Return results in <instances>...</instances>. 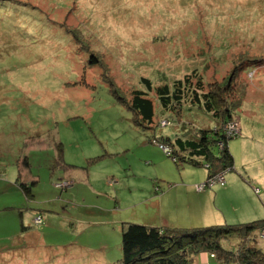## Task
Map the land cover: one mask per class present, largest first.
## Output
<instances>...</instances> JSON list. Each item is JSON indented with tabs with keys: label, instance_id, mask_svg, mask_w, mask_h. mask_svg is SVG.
Wrapping results in <instances>:
<instances>
[{
	"label": "rangeland",
	"instance_id": "rangeland-1",
	"mask_svg": "<svg viewBox=\"0 0 264 264\" xmlns=\"http://www.w3.org/2000/svg\"><path fill=\"white\" fill-rule=\"evenodd\" d=\"M195 67L203 92H221L217 110H230L226 132L239 126L227 146L244 184L197 190L203 162L177 164L150 140L220 127L189 99L179 116L164 113L141 80L155 88ZM137 89L153 103L152 128L128 106ZM16 178L35 181L32 195ZM24 196L22 222L33 232L20 239L21 212L11 206ZM261 197L264 0H0V264H117L123 222H248L239 220L254 205L264 218ZM236 243L221 241L227 250ZM191 264L223 263L200 252Z\"/></svg>",
	"mask_w": 264,
	"mask_h": 264
},
{
	"label": "trees",
	"instance_id": "trees-1",
	"mask_svg": "<svg viewBox=\"0 0 264 264\" xmlns=\"http://www.w3.org/2000/svg\"><path fill=\"white\" fill-rule=\"evenodd\" d=\"M197 73V68H192L181 79L174 78L171 83L161 82L155 88L151 87L148 78L141 80L147 89L155 91L164 113L179 116L184 110L183 102L189 99V102L203 108L207 114L215 115L213 120L221 121L218 128L215 125L213 128H186L173 137L161 135L150 139L166 146L169 149L166 154L177 164L198 166L203 162L208 180L218 173L225 174L233 169L234 159L227 141L234 136L226 132L225 128V123L231 119L230 110L224 108L218 111L215 105L222 100L221 92H203V85L198 80ZM147 94L139 89L132 91L128 104L134 113L135 122L146 129L154 126L153 119L156 114ZM56 149L61 156L60 142L57 143ZM16 182L24 195H32L29 187L35 181L29 184L16 178ZM20 226L24 228L22 222ZM262 227L264 218L190 228L123 222L120 227L121 258L117 264H191L200 252H208L212 258L223 264H264V248L257 235V230ZM230 238L235 239L237 243L235 248L227 250L222 247L221 241Z\"/></svg>",
	"mask_w": 264,
	"mask_h": 264
},
{
	"label": "crops",
	"instance_id": "crops-1",
	"mask_svg": "<svg viewBox=\"0 0 264 264\" xmlns=\"http://www.w3.org/2000/svg\"><path fill=\"white\" fill-rule=\"evenodd\" d=\"M254 150V145H252L251 143L248 145V147H247V153H250V154H252V151ZM257 158L255 157V156H253L250 160H256ZM244 162V166L247 168V170H248V168H249V163H248V161H243ZM225 177V181H226V184H224V185H222V186H226L227 185V183L229 184V185H231V184H233V183H235V184H244L243 182V180H244V176L243 177H240V175H235V173H232V171H231V173L230 174H226V175H224ZM251 176H253L255 179H256V181H259V178L256 176V175H251ZM251 183V185H254L255 183H253V182H250ZM255 188V187H254ZM257 188V187H256ZM248 190H250V188L248 189ZM225 191H227V189L225 190ZM259 195V194H258ZM260 195H261V190H260ZM215 197H218V194L216 193L215 194ZM24 200H23V203L22 204H15V205H17V206H15V205H13V206H11V208H16L17 209V211H18V209H20V210H22V211H20L19 210V212H21L20 213V217H21V220H23L22 219V215H23V211L25 210L24 208H26V209H30L28 206L27 207H25V205H24V203H25V200H26V197L24 196ZM254 201H257L258 199H256L255 197H253L252 198ZM260 199V198H259ZM261 199H262V197H261ZM28 201V200H27ZM258 202V206L261 208V205H260V203L261 202H259V201H257ZM262 202H264V199H262ZM21 205V206H20ZM22 205H24V206H22ZM257 208L258 207H256L255 205L254 206H251V211H252V214H250V215H248L246 218H244L243 220L241 219V220H239V221H251V220H254L256 217H259V216H255V214H256V210H257ZM38 215V214H37ZM216 219H218V218H216ZM234 218H226L225 219V221H228V220H233ZM222 220H217L216 222H221ZM22 222V221H21ZM23 223V222H22ZM168 223V222H167ZM167 223L166 224H160V225H167ZM24 225V228H21L20 227V239H22V238H24V236H29V234H30V232L32 233L33 231L31 230V229H33L32 227H33V224H23ZM150 225H157V224H150ZM24 241V240H23ZM18 243V242H17ZM11 249H19V247H12ZM11 249H9L11 252H13L14 253V251H12ZM26 248H24V250H25ZM23 258H25V257H23Z\"/></svg>",
	"mask_w": 264,
	"mask_h": 264
},
{
	"label": "built area",
	"instance_id": "built-area-1",
	"mask_svg": "<svg viewBox=\"0 0 264 264\" xmlns=\"http://www.w3.org/2000/svg\"><path fill=\"white\" fill-rule=\"evenodd\" d=\"M235 125H230V127L228 128L227 132L233 136H235V133L239 132V126L238 128L235 130ZM163 149L165 152H169V149L166 147V146H163ZM215 183H219L221 185H223L225 183V178H224V175L223 173H218L216 175H214L213 177H211L210 179H208L207 181H205L204 183H198V184H195V188L197 190H202L204 188H206L207 186H211ZM34 221L35 223H41L42 222V218L40 215H36L34 217ZM259 237H260V240H261V243L262 241H264V230L261 231V233H259Z\"/></svg>",
	"mask_w": 264,
	"mask_h": 264
}]
</instances>
